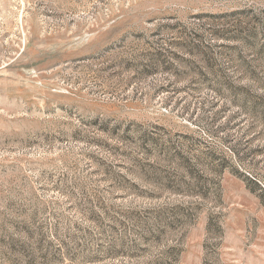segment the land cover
Wrapping results in <instances>:
<instances>
[{
  "label": "rangeland",
  "instance_id": "1",
  "mask_svg": "<svg viewBox=\"0 0 264 264\" xmlns=\"http://www.w3.org/2000/svg\"><path fill=\"white\" fill-rule=\"evenodd\" d=\"M0 264H264V0H0Z\"/></svg>",
  "mask_w": 264,
  "mask_h": 264
}]
</instances>
